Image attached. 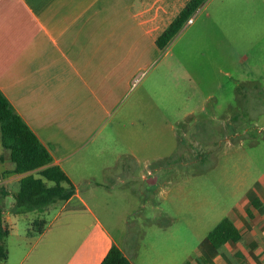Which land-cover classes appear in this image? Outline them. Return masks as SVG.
Instances as JSON below:
<instances>
[{
	"label": "crops",
	"instance_id": "0c3cea01",
	"mask_svg": "<svg viewBox=\"0 0 264 264\" xmlns=\"http://www.w3.org/2000/svg\"><path fill=\"white\" fill-rule=\"evenodd\" d=\"M191 1L0 0V90L76 187L70 200L36 211L42 217L43 231L35 230V223L29 228L26 246L30 250L19 264H101L113 245L132 264H148L138 256L134 242L120 244L115 238V233H124L127 220L137 212L130 208L131 189L124 174L129 177L133 169L106 163L84 171L76 164L132 96L137 75H147L169 53L159 47L158 40ZM256 2L259 0H206L176 38L208 34L212 41L217 39L233 50L232 65L244 63L249 57L240 44L251 31L255 43L264 36ZM173 56L180 68L179 61L191 58L186 52ZM229 56L227 53L226 61ZM211 59L220 65V57ZM219 69L227 75L231 71L228 66L224 70L223 64ZM183 75L191 74L185 71ZM143 141L141 134L142 145ZM130 153L136 155L133 148ZM14 168L10 151L2 144L0 125V188L9 193L2 198L3 223L9 236L14 221L28 214L15 215L12 206H6L7 198L16 193L13 185L28 175L7 174ZM152 176L149 171L142 180L157 183ZM232 194L237 200L223 219H230L239 229L238 242L215 249L207 235L180 262V238L174 229L168 233L174 236L173 244L168 242L172 258L167 263L161 258V263L264 264V173L248 192L239 196L234 190Z\"/></svg>",
	"mask_w": 264,
	"mask_h": 264
},
{
	"label": "rangeland",
	"instance_id": "374dc122",
	"mask_svg": "<svg viewBox=\"0 0 264 264\" xmlns=\"http://www.w3.org/2000/svg\"><path fill=\"white\" fill-rule=\"evenodd\" d=\"M258 7L264 28V0L256 2ZM244 10L248 13V6ZM199 33L174 39L165 49L169 53L147 75H137L132 96L76 164L84 171L106 163L133 169L129 177L124 174L130 208L137 212L115 238L120 244L134 242L148 264L172 258L168 242L173 244L174 236L168 233L174 229L180 238L177 257L183 262L234 205L237 195L232 191L241 196L264 173V36L255 43L251 31L240 44L249 59L232 65L231 48ZM175 52L190 54L179 61L182 68ZM214 55L221 58L220 65L212 61ZM221 64L230 68L229 75L221 72ZM185 71L191 75H183ZM157 160L164 162L158 166ZM149 171L157 183L142 180ZM237 181L243 184L237 186ZM13 187L20 190L18 183ZM13 204L14 198H7L6 206ZM39 219L40 214L31 212L14 221L5 242L9 257L0 264H19L28 254L26 233ZM163 243L166 247H159Z\"/></svg>",
	"mask_w": 264,
	"mask_h": 264
},
{
	"label": "trees",
	"instance_id": "16d2710c",
	"mask_svg": "<svg viewBox=\"0 0 264 264\" xmlns=\"http://www.w3.org/2000/svg\"><path fill=\"white\" fill-rule=\"evenodd\" d=\"M205 2L206 0L191 1L171 27L159 38L158 45L161 49L165 50L168 47L186 22ZM0 125L3 147L10 151L11 161L15 164L14 170L8 171L7 174H28L20 180V190L13 194L14 205L11 212L15 215L42 212L57 202L70 200L76 193L75 185L64 170L53 163L50 151L1 90ZM35 171H37L36 174L32 173ZM8 195L4 188H0V261H7L9 257L5 245L9 230L3 223L5 205L2 202V198ZM35 225L38 226L37 231L41 233L43 222L39 224L37 222ZM240 239L239 229L228 218H224L207 236V240L215 249L227 243L238 242ZM101 264L132 263L117 245H113Z\"/></svg>",
	"mask_w": 264,
	"mask_h": 264
},
{
	"label": "built area",
	"instance_id": "2783aa9c",
	"mask_svg": "<svg viewBox=\"0 0 264 264\" xmlns=\"http://www.w3.org/2000/svg\"><path fill=\"white\" fill-rule=\"evenodd\" d=\"M189 22L192 23L193 22V19H190Z\"/></svg>",
	"mask_w": 264,
	"mask_h": 264
}]
</instances>
